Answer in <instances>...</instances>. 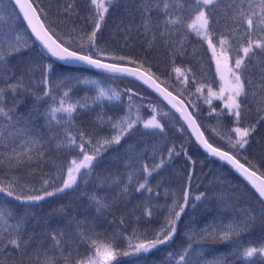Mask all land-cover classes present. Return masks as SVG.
Wrapping results in <instances>:
<instances>
[{
	"label": "snow or ice",
	"instance_id": "1",
	"mask_svg": "<svg viewBox=\"0 0 264 264\" xmlns=\"http://www.w3.org/2000/svg\"><path fill=\"white\" fill-rule=\"evenodd\" d=\"M118 7V0H57L55 17L49 19L51 5L33 0H0V264H119L118 257H141L160 246H170L179 234L178 222L182 221V214H187L186 208L193 199L192 174H188L189 184L181 191L165 190L171 203L163 206L158 202L160 192H153L148 177L166 166V160L174 155L183 152L187 156V150L183 145L179 151L175 144L166 147L167 158L161 155L151 170L144 165L140 169L143 179L133 186L135 165L143 157L133 145L125 144L140 126L155 134L164 133L172 118L182 121L177 132H190L195 144L208 156L225 161L247 181L253 203L239 209L231 199L218 194L220 212H230L231 217L206 224L200 233H196L195 225L187 228L189 240L199 234L231 243L229 255L235 259H208L207 252L189 243L169 252L166 264H264V243L245 246L240 240L242 234H251L257 228L264 234V165L257 167L243 155L252 137L264 128V0H133L128 13L132 18L127 22L122 18L116 26L124 40L120 49L100 42L102 25ZM124 7L127 11L128 6ZM21 17L35 37L31 45L15 24ZM77 20L84 21V26L77 27ZM222 22L224 30L217 32ZM190 34L207 45L218 81L196 79L191 69L175 66L176 57L185 55ZM134 36L141 38L143 55L131 50ZM161 48L171 58L172 72L176 74L174 84L170 83L171 74L162 80L153 69L148 53ZM57 62L86 65L113 79L132 77L133 82L139 81L151 89L159 104L151 98L143 103L146 98L131 87L120 92L103 86L101 81L84 79L78 82L90 85L95 92L91 105L102 108L105 102L125 104L124 96L128 99L124 115L115 119L105 118L103 112L97 115L99 124L109 125L113 134L99 135L78 128L73 114L89 108V98L84 103H69V92L64 91L56 103L51 76L56 73ZM37 71L42 85L39 94L33 91ZM29 95L34 97L33 106L19 111ZM133 97L141 103L135 104ZM48 99L51 104L41 113L37 104ZM201 102L207 105L206 113ZM142 110L146 111V118ZM253 111L256 119L248 121L247 116ZM39 116L44 118L41 126L35 122ZM213 117L215 124L202 122ZM225 120L232 126H226ZM213 137L226 147L215 143ZM109 149L116 150L113 159L124 165L126 182L119 176L108 180L96 173ZM156 151L154 146L153 155ZM45 171L52 175H41L37 187V175ZM81 184L83 190L77 199L84 197L90 202L95 209L92 218L76 217L62 205L53 211L67 221L64 228L40 233L29 230L35 208L69 190L76 192ZM90 184H94L91 190ZM105 185L117 186L125 198L130 196L131 188L141 199L131 207V201L126 199L120 216L111 213L109 220L110 209L117 200L100 195L99 190ZM207 198L206 192H200L194 200ZM191 206L194 208L195 204ZM162 207L167 212L158 229L149 233L133 226L129 231L132 219L137 223L143 217L151 219ZM100 219L116 225V230L110 234L98 231ZM81 245L85 246L83 253L79 252Z\"/></svg>",
	"mask_w": 264,
	"mask_h": 264
},
{
	"label": "rangeland",
	"instance_id": "2",
	"mask_svg": "<svg viewBox=\"0 0 264 264\" xmlns=\"http://www.w3.org/2000/svg\"><path fill=\"white\" fill-rule=\"evenodd\" d=\"M18 30L25 39H28V42L30 43L31 37L29 33L23 29ZM68 77L71 79H65ZM40 79L41 77L37 71L34 86L38 89V94L42 88V85L39 84ZM84 79L98 80L102 82L103 86H110L116 89L110 82L101 76L86 73L81 70L64 69L56 66V73L51 76L52 93L56 97V103H59V99L64 91L69 92V103H76L77 101L84 103L85 98H89L88 103L90 107L82 110L78 109L73 114L76 126L78 128H84L89 132H95L99 135L113 134L109 125L99 124L97 115L103 112L105 118L112 116L114 119L122 116L126 110L127 101L124 100L125 104H119L115 101L111 103L105 102L102 108L99 105H91L90 98L95 95V92L90 85L78 82L83 81ZM134 103L138 104L135 101ZM50 104L51 100L48 99L47 101H40L37 105H41L43 113ZM43 124L44 118L42 116V125ZM126 139L128 143L125 144V147H127L128 144L133 145L136 152L143 157V159L135 165L136 170L133 173L132 180V185L135 186L136 182L141 181L144 176V173L141 172L140 169L144 165H147L148 167L154 166V163L157 162L158 157L161 156L163 149L168 145V138L163 133L155 134L153 130L139 129ZM154 146L157 149L155 155H153ZM120 153L123 154V149H120ZM115 154V149H109V151L105 153L103 160L98 163L96 167V173L101 177L107 178L108 180H111L113 176H119L126 182L128 173L122 163L113 159ZM189 157L191 159L188 158L186 161L179 159L167 165L164 170H157L156 172H153L148 179L153 188V192H160L158 202L161 206H163L165 203H171V196L169 195L166 197L165 190L167 189L169 193L172 191H181L184 186L189 184L188 174L191 170H193V175L190 182V191L193 199L190 201L189 207L186 208L187 214H182V221L178 222L180 236L175 238L173 244H175L180 249L182 244L186 246L190 243L194 248L203 249L205 252H207L209 254L207 257L208 259L221 256H229L230 259H235V257H231L229 255L233 248L231 243L204 238L199 234L193 239L189 240L186 232L188 226L190 225H195L196 233H200L206 224H212L213 221L219 223L222 219L231 217L230 212H220V204L217 198L218 194H224V196L231 199L232 203L239 209H245L253 203L251 194L243 185V183L230 175L225 168H223L218 163L209 162L200 152L191 150L189 152ZM41 175L47 178L52 174L48 173L47 171H45L43 174H38L35 181L37 187L40 186ZM157 184H161L162 186L157 188ZM93 187L94 184H90L89 190H91ZM82 190L83 184H81V188L77 189L76 192H72L70 190L67 194L51 198L44 202L40 207L35 208L34 212L36 215L35 218L29 220V230L36 226L42 227L44 231H49V224H59V226L61 225V227L64 228L67 221H65L63 217L56 215L53 209L59 208L62 205L64 206L65 202L67 201H72L77 204V214L72 215H75L79 218H92L95 215V209L90 206V202L84 197L77 199L79 192ZM99 191L101 196L107 195V197L115 198L117 200V203L114 204L110 209V214L108 216L109 220L112 219L111 213H114L117 218L120 216L121 211L124 210V203L126 199L131 201V203L128 205L129 207H131V204H134L138 199H141L137 193L131 191V188L129 189L130 196L128 198L122 196L120 194L119 188L115 185L111 187L105 185L104 188L100 189ZM200 192H206L208 198L202 199L201 201H195L194 197ZM192 204H195L194 208L191 206ZM201 211L204 213V216L202 222L199 224L195 221V219L197 214ZM166 212L167 209L163 207L158 210V212L155 214V216L158 218V222L149 226L143 225L141 222L142 220L137 223L134 219H132L129 224V231H131V227L133 226L138 227L141 232L148 231L149 233L154 229H158L160 224L163 222ZM236 215L239 216L240 213L237 212ZM97 230L101 233L110 234L112 231L116 230V225H110L107 221L100 219L97 220ZM263 236L264 235L262 234L261 230L257 228L251 234H242L240 240L245 246L248 244L258 246L260 243H263ZM84 247V245L80 246V253L84 252ZM162 251V248H159V250H153L152 253L161 255ZM75 255L76 251L73 249V256L75 257ZM140 261L141 257H135L126 262L123 261L120 264H139Z\"/></svg>",
	"mask_w": 264,
	"mask_h": 264
},
{
	"label": "trees",
	"instance_id": "3",
	"mask_svg": "<svg viewBox=\"0 0 264 264\" xmlns=\"http://www.w3.org/2000/svg\"><path fill=\"white\" fill-rule=\"evenodd\" d=\"M34 3H39L44 6H49L51 5V14L49 19H53L55 17V6L57 3V0H33ZM62 2V0H61ZM120 7L116 8L112 14L108 17L107 23L103 24V34L101 38V43L107 42L110 47H116L117 49H120L121 45L124 44V40L122 38V34L116 31V26L119 23V21L123 18L125 22H127L129 19L132 17L128 14L132 11V3L133 0H118ZM125 5L128 6L127 11H125ZM136 20H139V17H136ZM15 24L17 26V29H23L27 30L23 20L20 18L19 20L15 21ZM77 27L84 26L85 22L81 20L76 21ZM224 30L223 22L221 23L220 26L217 27V32H221ZM33 39L31 38L30 45L32 44ZM231 42V41H230ZM35 48V46H33ZM144 48V45L141 42V38L135 37L134 36V41H133V47L132 51L135 54L138 55H143L142 49ZM38 50V49H36ZM124 51H127V49H123ZM164 49H153L151 50L148 55L152 59L153 62V69L156 71L157 75L160 76L162 80L168 79L169 74H171V79L170 83H175L176 79V74L172 72V63H171V58L169 56H165L164 54ZM57 67L59 68H64V69H76V70H81L86 73L94 74L97 76H101L105 78L108 82H110L118 91L123 92V90L126 87H131L133 88L134 91H138L140 95L144 96L146 99L143 101V103L147 102V98H151L153 102L159 104V100H157L156 96L146 90L144 87L139 85L136 82H133L132 80L126 79V78H120V79H113L110 76L104 75L102 73L95 72L89 68H83V67H68L61 65L59 63L56 64ZM177 67H182V69H191V73H195V78L196 79H203L207 82H212L214 79L218 81V77L215 76V64L214 62L211 61V52L207 50V45L206 44H201L198 42L197 38L194 36V34L188 35L186 42H185V55L183 57H176V65ZM190 73V76H191ZM195 85L192 86L194 89ZM218 87V84H217ZM33 91L38 94V89L33 86ZM187 95V93L185 94ZM127 96H124V100L127 101ZM194 99V97H193ZM136 102L138 104L141 103L138 97H133V102ZM34 103V97L29 95L25 97L24 104L20 106L19 111H27L33 106ZM215 104H219V101H214ZM137 104V105H138ZM39 108L40 112L42 113V107L41 105H37ZM201 107L202 111L205 113L207 112V105H204L201 102ZM142 114L145 115L146 118V111L142 110ZM256 119V114L255 112H251L247 116L248 121H255ZM36 124L37 126L42 125V116H39L36 119ZM203 123H212L215 124L216 120L213 117L211 120L204 119L202 121ZM225 125L228 127H231L232 125L229 124L227 120L224 121ZM181 121L177 120L176 118H172L171 120L167 121V127L165 128V136L168 138V145L166 147H171L173 144H175L177 151L180 150V146L183 145L184 149L187 150V156L183 154V152L180 153L179 156H173L172 159L166 160V166L179 160H187L189 158V152L191 150H196L200 152L206 160L209 162L213 163H218L219 162L209 158L205 154H203L198 146L195 144L194 140L190 137L188 132H185L183 135H181L179 132L176 131L177 128L181 127ZM139 129H143L142 126L139 127ZM43 131V129L41 128ZM213 140L215 143L218 144H223L226 147V144H224L223 141H220L218 138L213 137ZM166 147L163 149L162 154L165 158H167V151ZM247 151L243 153V155H246L249 160H251L254 164L257 165V167H261V165H264V128H261L250 140L249 145L246 146ZM160 157H158L157 162L159 163ZM243 162V160H242ZM223 168H225L230 175H232L235 179L243 183V185L247 188L249 191V187L242 182L228 167L225 165L220 164ZM164 166L162 169L159 170H164L166 168ZM154 166H150L149 169L151 170ZM262 171H264V167L261 168ZM193 170L190 171V173L193 175ZM150 177V176H149ZM148 177V179H149ZM70 191V190H69ZM250 193V192H249ZM67 206V211H69L71 214H77V204H75L72 201H67L65 202V205ZM204 213L201 211L197 214L195 221L197 223H201L203 219ZM157 217L154 215L151 219L147 217L141 218V222L145 226L153 225L156 224ZM59 226L49 224L48 228L49 231L52 229H55ZM31 230H34L37 233H40L44 231L42 227H32ZM264 235V234H263ZM180 235L178 234L176 237H179ZM175 237V238H176ZM263 243H264V236H263ZM162 248V254L157 255L155 253L150 252L149 254L141 256V261L139 264H166V261L168 259V253L169 252H176L179 250V248L172 243H170V246L165 245V246H160ZM81 248H79V251ZM135 257H118L117 260L119 261V264L123 261H128L130 259H133ZM115 264V262H114Z\"/></svg>",
	"mask_w": 264,
	"mask_h": 264
},
{
	"label": "water",
	"instance_id": "4",
	"mask_svg": "<svg viewBox=\"0 0 264 264\" xmlns=\"http://www.w3.org/2000/svg\"><path fill=\"white\" fill-rule=\"evenodd\" d=\"M21 19H22V17H21ZM23 22H24V24H25V26L27 28V23L25 21H23ZM27 30H28L31 38L34 40L35 37L31 35V30L28 29V28H27ZM57 63H59L61 65H64V66H68V67H83V68H89L88 66L82 65V64L66 65V64H62L61 62H57ZM89 69H91V70H93L95 72H98V73H102L100 70H97V69H93V68H89ZM102 74L107 75V76H110L109 74H105V73H102ZM123 78H126V79H129V80L134 81V78H132V77H123ZM135 82L138 83L139 85H141L146 90H148L149 92H151L152 94H154L156 96V94L154 92H152L151 89H148L146 85H142V83L139 82V81H135ZM177 116H178V114H177ZM181 123H182V121H181ZM188 133H189L190 137L194 140V137L191 136L190 132H188ZM198 148L201 150L202 153H204L206 156H208L207 153H205L202 148H200L199 146H198ZM208 157L211 158V159H213V160H215V161H217V162H219V163H221V164L226 165L242 182H244L247 185V181H245L244 178L242 176H240V174L237 173L234 169H232L231 166L228 165L225 161H221V160H219V158H216V157H211V156H208ZM247 186L250 188V185H247Z\"/></svg>",
	"mask_w": 264,
	"mask_h": 264
}]
</instances>
